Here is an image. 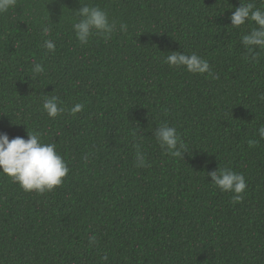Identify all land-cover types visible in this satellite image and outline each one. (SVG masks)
<instances>
[{
	"label": "trees",
	"instance_id": "obj_1",
	"mask_svg": "<svg viewBox=\"0 0 264 264\" xmlns=\"http://www.w3.org/2000/svg\"><path fill=\"white\" fill-rule=\"evenodd\" d=\"M247 3L264 9V0H16L0 14V133L38 132L69 168L43 194L0 173V264H264V50L253 59L242 36L255 24L230 20ZM85 4L115 22L110 39L78 41L73 11ZM177 51L207 60L215 78L170 67ZM45 95L64 109L55 118ZM164 123L186 144L183 159L155 139ZM137 144L147 167L136 166ZM224 168L244 175L241 202L208 175Z\"/></svg>",
	"mask_w": 264,
	"mask_h": 264
},
{
	"label": "clouds",
	"instance_id": "obj_2",
	"mask_svg": "<svg viewBox=\"0 0 264 264\" xmlns=\"http://www.w3.org/2000/svg\"><path fill=\"white\" fill-rule=\"evenodd\" d=\"M15 4L16 0H0V14L7 12ZM73 12L77 18L73 23V29L81 44H87L93 34H99L106 40L110 39L117 30L115 22H110L108 13L99 7L85 4L78 11ZM230 20L232 27L235 28H240L248 22L255 24L248 34L242 36V44L250 53H253V59H255L257 55L255 49L264 50V9L257 7L254 3L240 4ZM127 30L126 24H120L119 31L126 33ZM50 31V28L45 27L44 36L47 37ZM44 47L49 53H54L56 50V45L52 40L46 39ZM33 63L35 64L33 72H44L42 65ZM165 63L170 67H183L193 74L207 73L215 78L209 62L196 54L171 52L166 57ZM261 99H264V96ZM42 107L50 118H55L64 111L59 106L57 96L45 95ZM82 110V104H76L70 109L73 114ZM153 135L161 148L165 149L169 155L183 159V154L188 153L186 144L181 140L174 126L164 123L155 129ZM259 135L264 138V126L260 127ZM135 157L137 167H147L146 156L140 150L139 144L136 145ZM0 173L11 178L25 192L43 194L61 186L69 173V168L56 151L55 144L44 143L38 132H28L27 139L16 137L11 140L7 134L0 133ZM208 175L212 183L222 192L234 193L232 197L234 202L243 200V194L247 188L243 174L224 168L208 173ZM95 242L96 237L89 236V244Z\"/></svg>",
	"mask_w": 264,
	"mask_h": 264
}]
</instances>
